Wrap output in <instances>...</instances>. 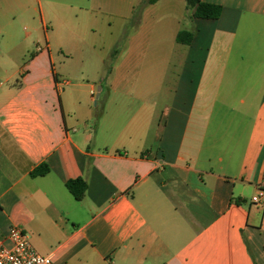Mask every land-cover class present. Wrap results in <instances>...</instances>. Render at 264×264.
<instances>
[{"label":"crops","instance_id":"obj_1","mask_svg":"<svg viewBox=\"0 0 264 264\" xmlns=\"http://www.w3.org/2000/svg\"><path fill=\"white\" fill-rule=\"evenodd\" d=\"M203 1L220 18L192 10L167 50L138 16L98 83L57 60L142 0H0V240L22 226L54 264H264V0Z\"/></svg>","mask_w":264,"mask_h":264},{"label":"rangeland","instance_id":"obj_2","mask_svg":"<svg viewBox=\"0 0 264 264\" xmlns=\"http://www.w3.org/2000/svg\"><path fill=\"white\" fill-rule=\"evenodd\" d=\"M142 1V6L136 9L134 16L123 30L114 19L111 20L112 27L109 26L110 23L107 20L104 21L103 31L92 36L97 39L99 44L102 43L101 48L76 54L74 59L65 60V64L61 66L57 60L58 66L78 77L84 76L86 80L100 83L102 79L108 77V73L114 65L124 59L122 55L125 49L124 31H127L129 35L138 33L140 31L137 24L138 16L141 17L143 14L147 17L146 23L143 24V33L147 34L146 46L150 48L170 49L177 46L175 43L177 31H193L194 26L190 18L192 9L187 7L184 0H162L154 6H150L148 0ZM110 33L113 34V37ZM121 33H123L122 38ZM109 35L113 39H111L110 45L106 46L100 37H109ZM115 37L118 39L115 40ZM111 45L113 46L111 47Z\"/></svg>","mask_w":264,"mask_h":264},{"label":"built area","instance_id":"obj_3","mask_svg":"<svg viewBox=\"0 0 264 264\" xmlns=\"http://www.w3.org/2000/svg\"><path fill=\"white\" fill-rule=\"evenodd\" d=\"M262 198L264 192L254 197L252 203L260 204ZM0 264H54V262L52 256L42 255L35 249L22 226L12 225L0 240Z\"/></svg>","mask_w":264,"mask_h":264},{"label":"trees","instance_id":"obj_4","mask_svg":"<svg viewBox=\"0 0 264 264\" xmlns=\"http://www.w3.org/2000/svg\"><path fill=\"white\" fill-rule=\"evenodd\" d=\"M159 0H148L149 5L157 3ZM188 8L194 10V17L204 20H218L222 14V7L216 4L206 3L203 0H184ZM194 38L192 32L180 31L177 35V41L181 44H190ZM49 173V167L44 164L37 168L31 175L33 177L44 176ZM67 189L72 196L81 201L87 191V181L85 178L71 180L66 184Z\"/></svg>","mask_w":264,"mask_h":264},{"label":"water","instance_id":"obj_5","mask_svg":"<svg viewBox=\"0 0 264 264\" xmlns=\"http://www.w3.org/2000/svg\"><path fill=\"white\" fill-rule=\"evenodd\" d=\"M99 96V95H98Z\"/></svg>","mask_w":264,"mask_h":264}]
</instances>
